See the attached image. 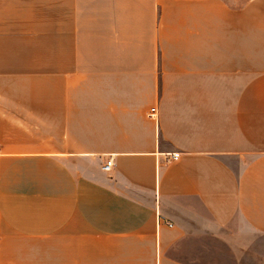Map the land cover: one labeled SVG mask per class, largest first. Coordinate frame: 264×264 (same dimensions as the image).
Returning a JSON list of instances; mask_svg holds the SVG:
<instances>
[{"label": "crops", "instance_id": "obj_1", "mask_svg": "<svg viewBox=\"0 0 264 264\" xmlns=\"http://www.w3.org/2000/svg\"><path fill=\"white\" fill-rule=\"evenodd\" d=\"M0 264H264V0H0Z\"/></svg>", "mask_w": 264, "mask_h": 264}, {"label": "built area", "instance_id": "obj_2", "mask_svg": "<svg viewBox=\"0 0 264 264\" xmlns=\"http://www.w3.org/2000/svg\"><path fill=\"white\" fill-rule=\"evenodd\" d=\"M158 114V108L156 106L152 107L150 112H149V116L151 117H156ZM172 159L176 160L180 157L181 153L180 152H173L170 154ZM114 166V159L113 157H110L106 162L105 164L103 165V170L105 171H111L112 168ZM171 225V223H170Z\"/></svg>", "mask_w": 264, "mask_h": 264}]
</instances>
